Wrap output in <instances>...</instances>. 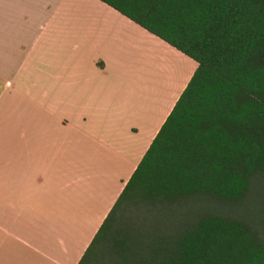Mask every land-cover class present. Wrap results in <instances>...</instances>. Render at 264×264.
Instances as JSON below:
<instances>
[{
    "label": "crops",
    "instance_id": "obj_1",
    "mask_svg": "<svg viewBox=\"0 0 264 264\" xmlns=\"http://www.w3.org/2000/svg\"><path fill=\"white\" fill-rule=\"evenodd\" d=\"M196 63L100 0H0V264H76Z\"/></svg>",
    "mask_w": 264,
    "mask_h": 264
},
{
    "label": "trees",
    "instance_id": "obj_2",
    "mask_svg": "<svg viewBox=\"0 0 264 264\" xmlns=\"http://www.w3.org/2000/svg\"><path fill=\"white\" fill-rule=\"evenodd\" d=\"M100 1L196 66L76 264H264L233 209L183 221L199 196L264 213V0Z\"/></svg>",
    "mask_w": 264,
    "mask_h": 264
},
{
    "label": "rangeland",
    "instance_id": "obj_3",
    "mask_svg": "<svg viewBox=\"0 0 264 264\" xmlns=\"http://www.w3.org/2000/svg\"><path fill=\"white\" fill-rule=\"evenodd\" d=\"M188 200L190 202L184 207L183 221H190L196 216L212 210L221 212L225 208L233 209L235 214L242 216L249 223L252 230L264 237V213L262 212V201L259 195L252 194L239 202H233L230 207L219 200H212L202 196L192 197ZM176 228L187 227H167L166 229L170 231Z\"/></svg>",
    "mask_w": 264,
    "mask_h": 264
}]
</instances>
